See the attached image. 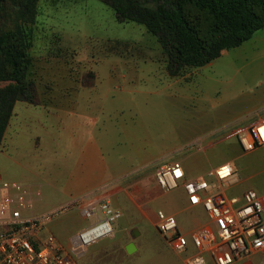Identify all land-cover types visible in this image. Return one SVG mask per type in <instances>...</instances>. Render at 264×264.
Listing matches in <instances>:
<instances>
[{
  "label": "rangeland",
  "instance_id": "rangeland-1",
  "mask_svg": "<svg viewBox=\"0 0 264 264\" xmlns=\"http://www.w3.org/2000/svg\"><path fill=\"white\" fill-rule=\"evenodd\" d=\"M29 30L35 103L15 105L0 149L1 180L31 184L39 193L33 215L40 216L68 204L65 196L83 182L132 168L96 194L110 186L122 192L120 206L110 204L122 214L112 224L114 236L87 247L76 264H184L189 255L173 251L140 212L165 204L183 210L176 193L164 196L155 182L159 165L174 158L167 150L264 98V30L178 77L169 75L147 28L119 22L101 0H39ZM228 144L222 154L236 158L246 186L264 192V149L244 155L237 138ZM99 216L104 219L100 210ZM189 217L179 215L185 230ZM96 221L72 211L50 231L70 252L73 236Z\"/></svg>",
  "mask_w": 264,
  "mask_h": 264
},
{
  "label": "built area",
  "instance_id": "built-area-1",
  "mask_svg": "<svg viewBox=\"0 0 264 264\" xmlns=\"http://www.w3.org/2000/svg\"><path fill=\"white\" fill-rule=\"evenodd\" d=\"M262 129L264 121H259L235 132L244 153L264 147ZM239 180L238 171L229 163L197 179H187L178 161L164 163L155 172V181L162 191L182 187L189 205L202 207L213 223V229L202 228L187 237L180 233L174 217L163 210L156 212L157 231L168 240L173 251L187 254L190 248L195 250L186 264H206L208 257L216 264H234L255 254L264 257V194L248 190L240 197H229L226 190L236 186ZM37 195L31 184L0 178V264H76V258L87 247L114 236L112 224L122 216L105 198L98 202L75 199L35 216ZM99 210L104 219L99 216ZM72 211L85 220L95 217L97 221L73 236L68 252L50 227Z\"/></svg>",
  "mask_w": 264,
  "mask_h": 264
},
{
  "label": "trees",
  "instance_id": "trees-1",
  "mask_svg": "<svg viewBox=\"0 0 264 264\" xmlns=\"http://www.w3.org/2000/svg\"><path fill=\"white\" fill-rule=\"evenodd\" d=\"M119 22L144 25L160 43L167 71L205 67L264 30V0H101ZM39 0H0V149L18 102L35 103L31 31Z\"/></svg>",
  "mask_w": 264,
  "mask_h": 264
},
{
  "label": "crops",
  "instance_id": "crops-1",
  "mask_svg": "<svg viewBox=\"0 0 264 264\" xmlns=\"http://www.w3.org/2000/svg\"><path fill=\"white\" fill-rule=\"evenodd\" d=\"M259 121H264V98H257L256 101H253L249 106L245 107L243 111H240L237 114L226 115L224 118H221L220 122L212 128L208 127L200 131H195L196 132L195 135H201V136L191 139L188 142H184L182 144L169 148L167 152H170V154L173 155L174 158L162 162L159 165V167L167 162L178 161L182 164L187 179H197V178H205L209 172L213 171L214 169L218 168L223 164L229 163L233 165L238 171L240 175V180L236 186L227 189L226 194L229 197H237V196L240 197L248 190L257 191L254 187L246 186V182L248 178L241 177L240 170L235 165L236 158H230L222 153L227 150L229 146L228 142L231 139L236 138L235 132L237 130H241L246 126H249ZM229 128L231 129L228 130V132L225 135H223L224 137H221V139H217V140L214 139L213 136L222 135ZM196 143L199 144L200 149L192 148V147L190 149L188 148L189 145L191 144L194 145ZM261 148L264 149V147ZM261 148H257L251 153H244L238 143L237 149L239 152L243 153L244 155H248L254 153L255 151ZM131 170L132 168L129 170L121 169L117 172L112 173V175L109 178L107 177H101L98 179L91 178L89 182H83L84 186L81 189L76 190V192L74 193L73 192L69 193L67 197L65 196V199L67 201L72 202L75 199L86 198L88 201L98 202L100 199H102L100 198V196L101 197L105 196L104 198L105 199L107 198L110 204L114 203L116 207H119L120 205L117 198L122 194V192L116 190V188L114 189V187L110 186L108 187L109 189L107 192H104L100 196H97L96 194L99 192L100 189L103 188V186L106 187L109 184H115L123 180L125 176H127L128 172H130ZM162 192L165 193L164 196H168L170 194L174 197L176 193V197H179L181 199V203L183 204L184 207L183 210H179L177 208L168 206L167 204L163 205V209H162L167 215L172 216L176 219L181 234L190 237V235L193 232L199 229L214 228L213 223L210 221L208 215L206 214V212L203 210L202 207H192L189 205L187 195L182 187L174 191H170V192L162 191ZM257 192L260 194H264V192L262 191H257ZM182 211L189 212L190 214V217L185 220L187 226L186 230L183 225L184 220L179 219V215ZM156 212L157 211L150 209V211L146 212V214L144 212H140V213L144 217V219H146L153 227L156 228V224H157ZM187 254L189 255L188 257H190L193 254H195V250L190 248ZM178 255H184V254H178ZM188 257L185 258V262L183 261L184 264H186V259ZM263 263H264V257L260 254H255L241 261H236L234 264H263ZM206 264H216V263L212 258L208 257L206 259Z\"/></svg>",
  "mask_w": 264,
  "mask_h": 264
},
{
  "label": "water",
  "instance_id": "water-1",
  "mask_svg": "<svg viewBox=\"0 0 264 264\" xmlns=\"http://www.w3.org/2000/svg\"><path fill=\"white\" fill-rule=\"evenodd\" d=\"M129 250H130V251L133 250V246H132V244L130 245Z\"/></svg>",
  "mask_w": 264,
  "mask_h": 264
},
{
  "label": "snow or ice",
  "instance_id": "snow-or-ice-1",
  "mask_svg": "<svg viewBox=\"0 0 264 264\" xmlns=\"http://www.w3.org/2000/svg\"><path fill=\"white\" fill-rule=\"evenodd\" d=\"M262 131H264V129H262Z\"/></svg>",
  "mask_w": 264,
  "mask_h": 264
}]
</instances>
